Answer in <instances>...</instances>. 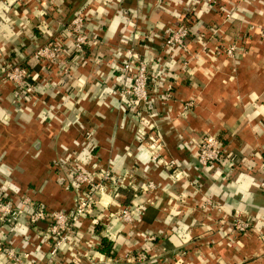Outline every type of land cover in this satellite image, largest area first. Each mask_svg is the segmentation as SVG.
<instances>
[{"label":"crops","instance_id":"obj_1","mask_svg":"<svg viewBox=\"0 0 264 264\" xmlns=\"http://www.w3.org/2000/svg\"><path fill=\"white\" fill-rule=\"evenodd\" d=\"M225 10H236L235 18L225 20ZM79 11L100 42L66 53L67 69L36 60L32 51L49 41L71 50L67 25ZM180 25L191 29L186 52L166 46ZM231 42L234 58L216 56ZM130 46L155 77L145 108L117 94L131 82L120 70ZM7 64L28 67L33 93L17 99L1 80ZM204 134L223 142L231 164L197 161L194 144ZM90 151L91 170L127 175L128 187L118 196L109 187L99 223L82 219L54 264L130 263L126 255L141 252L142 264H264V0H0V179L16 196L70 211L76 193L66 157ZM148 181L158 185L154 192L135 189ZM121 205L142 210L134 223L113 218L108 227ZM235 219L252 225L238 232ZM48 226L0 221V237L45 261Z\"/></svg>","mask_w":264,"mask_h":264},{"label":"built area","instance_id":"obj_2","mask_svg":"<svg viewBox=\"0 0 264 264\" xmlns=\"http://www.w3.org/2000/svg\"><path fill=\"white\" fill-rule=\"evenodd\" d=\"M23 1V0H20ZM213 4H219L222 0H207ZM225 20L235 18L236 10H225ZM88 15L82 11L75 13L67 25V31L71 34L73 44L71 50L65 47L63 44L57 41H49L43 45L36 47L32 51V56L39 61L56 62L65 69L69 67L66 53H82L86 47H90L93 44H97L100 40L89 34L86 29V21ZM191 35V29L187 26H177L173 28L167 36L166 46L170 49L178 48L182 51H188V39ZM238 46L236 42H231L227 46L216 47V56L222 54L228 57L234 58ZM3 73L1 80L4 83H11L14 85L16 92L19 96L17 99H23V95L33 93L36 85L30 82L31 74L28 67L24 65H9L3 67ZM120 70L123 77L132 76L129 84H122L117 89V94L121 102L132 100L138 106L145 108L151 99L149 93L150 78L153 76L149 72L148 61L142 58L133 46L128 47L125 50L124 59L121 62ZM154 77V76H153ZM155 78V77H154ZM26 94V95H25ZM193 101H187L185 104V110L193 105ZM141 115L142 112L140 111ZM150 137V136H149ZM145 140V139H144ZM152 145L156 144V139L150 137ZM155 143V144H154ZM151 145V146H152ZM194 157L197 161L207 167L215 163H228V159L225 157V145L215 135L204 134L194 144ZM154 159H161L158 153L153 155ZM72 158V159H71ZM93 153L84 158L80 155L66 157V163H69L71 170L68 176L73 181V191H75V206L72 210H50L43 203L33 200L28 196H16L14 191L11 190L0 179V221H12L16 224V227L20 224L23 217H27L32 224H38L41 222H48V235L52 240V247L49 250V255L45 261H32L30 254L27 252H20L15 247L7 244L0 237V258L9 264H54L59 253L65 249L70 243L71 238L74 236L76 225L82 219L88 217H94V223H99L103 209L106 210L110 201H103L104 196L108 193L109 187L118 192L123 187H128L127 175L116 176L112 169L103 168L99 171L91 170L88 166L92 164ZM172 165L174 160L169 161ZM168 163V164H169ZM231 164V163H228ZM182 173L180 171L175 173V177L181 178ZM158 188V185L153 181L142 183L140 188L136 190L142 191L144 194L152 193ZM187 193H182L179 197L181 202H185ZM148 201L154 203L155 201L149 197ZM210 198L206 199L205 204L216 205ZM217 204L216 206H218ZM99 210V215L96 214ZM102 210V211H100ZM142 209L134 205H121V207L110 214L109 222L106 223L108 227L113 218H118L125 224L134 223L137 219L139 211ZM233 225L236 231L245 232L251 227L250 220L235 219ZM112 238L111 235H107ZM149 239L153 240L154 237L150 236ZM129 255V254H128ZM131 260L130 263L146 260L144 253H139L128 257ZM141 262V263H142Z\"/></svg>","mask_w":264,"mask_h":264},{"label":"trees","instance_id":"obj_3","mask_svg":"<svg viewBox=\"0 0 264 264\" xmlns=\"http://www.w3.org/2000/svg\"><path fill=\"white\" fill-rule=\"evenodd\" d=\"M106 242V241H105ZM103 243L104 244V247H105V245H106V248H104V251L107 253V254H110V249H109V247L107 246V244L106 243Z\"/></svg>","mask_w":264,"mask_h":264},{"label":"water","instance_id":"obj_4","mask_svg":"<svg viewBox=\"0 0 264 264\" xmlns=\"http://www.w3.org/2000/svg\"><path fill=\"white\" fill-rule=\"evenodd\" d=\"M120 264V263H117ZM122 264H142L141 262H137V263H122Z\"/></svg>","mask_w":264,"mask_h":264},{"label":"rangeland","instance_id":"obj_5","mask_svg":"<svg viewBox=\"0 0 264 264\" xmlns=\"http://www.w3.org/2000/svg\"><path fill=\"white\" fill-rule=\"evenodd\" d=\"M136 263V262H135Z\"/></svg>","mask_w":264,"mask_h":264}]
</instances>
